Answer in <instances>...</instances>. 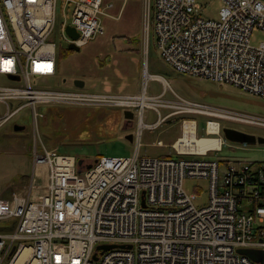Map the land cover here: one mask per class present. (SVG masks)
I'll list each match as a JSON object with an SVG mask.
<instances>
[{
	"label": "built area",
	"instance_id": "built-area-1",
	"mask_svg": "<svg viewBox=\"0 0 264 264\" xmlns=\"http://www.w3.org/2000/svg\"><path fill=\"white\" fill-rule=\"evenodd\" d=\"M151 1L154 43L165 63L264 100V41L250 42L254 30L264 31L261 0H220L216 19L203 17L195 0ZM57 2L0 0V128L21 109L36 119L40 105L66 104L129 110L139 133L179 116L181 133L170 146L174 156L140 155L137 137L132 156L101 154L83 160L80 170L74 155L35 153L34 166L46 170L44 190L35 199L0 197V222L10 221L0 229V264H264V163L208 158L228 141L223 127H264V116L189 100L146 71L144 77L162 83L160 93L148 94L145 84L139 94L43 87L57 73V46L80 48L102 34L99 15L113 6L60 0L64 21L56 38ZM146 32L149 38L148 22ZM146 109L156 120L144 121ZM199 119L205 136L197 135ZM191 136L217 142L199 151L191 148ZM187 177L208 181L204 205L193 204L200 186L191 194L183 189ZM240 249L262 254L253 259Z\"/></svg>",
	"mask_w": 264,
	"mask_h": 264
},
{
	"label": "rangeland",
	"instance_id": "rangeland-1",
	"mask_svg": "<svg viewBox=\"0 0 264 264\" xmlns=\"http://www.w3.org/2000/svg\"><path fill=\"white\" fill-rule=\"evenodd\" d=\"M195 1L201 4L203 17L218 18L220 0ZM261 1L264 3V0ZM107 3L113 6L105 9V14L99 15L103 33L94 35L78 51H72L66 56L60 55L57 46V73L46 79L43 87L71 88L72 81L80 78L85 82V88L91 91L139 94L145 84L148 94L160 93L162 83L158 79L144 77L146 71L148 74L162 76L173 91L189 100L264 116V100L258 96L230 84L176 72L161 59L154 43L151 0H104L103 5ZM60 7L58 0L54 25L56 38L64 21ZM147 22L149 38L145 37ZM260 41H264V31L254 30L250 37L251 44L256 45ZM61 46L66 47V44L62 42ZM40 107L37 109L42 112V117L34 119L29 110L24 108L0 128L2 198H8L13 193L26 196L30 191L44 190L46 170L43 167L36 168L33 164V155L44 149L74 155L77 159L86 161H92L101 154L126 157L134 154L138 137L140 155L171 153L174 156L170 146L181 133L179 116L168 118L155 128H143L139 133L137 117L134 115L131 120L125 119L120 108L66 104ZM156 118L157 114L153 110L144 111L146 123H151ZM15 124L24 128L15 131ZM229 125L264 137V127ZM128 134L132 135V140L126 138ZM197 135H206L200 119ZM157 140L163 145L158 146ZM208 155V158L215 160L239 159L264 163V143L249 145L227 141L220 151H212ZM195 186H200L201 190L196 193L193 204L202 206L208 198V181L187 177L182 182V187L188 194L195 191ZM9 223L10 221L0 222V229L4 230L3 226Z\"/></svg>",
	"mask_w": 264,
	"mask_h": 264
},
{
	"label": "water",
	"instance_id": "water-1",
	"mask_svg": "<svg viewBox=\"0 0 264 264\" xmlns=\"http://www.w3.org/2000/svg\"><path fill=\"white\" fill-rule=\"evenodd\" d=\"M65 32L67 33L68 36H70L71 38H76L77 37V32L75 31V29L70 26V25H66L65 27ZM69 50H73V51H78L79 47L76 46L74 43L70 42L67 44L66 46ZM13 77V76H12ZM16 78V77H14ZM72 84L74 87H78V88H82L84 85L83 80L79 79V78H75L72 81ZM122 115L125 119L127 120H131L133 118V113L129 110H123L122 111ZM24 128V126L21 125H17L15 124L13 126V130L18 131V130H22ZM222 134L225 137V139H227L228 141L231 142H236V143H243V144H263L264 143V137L262 136H255L246 132H243L237 128H232V127H223L222 128ZM126 138L129 140H132V135L128 134L126 135ZM83 160L82 159H77V165L79 167L78 170H80V168L83 166L82 165ZM91 164L88 163L86 164V167H90ZM114 245L110 244V245H98L96 248L97 249H107L110 247H113ZM242 253L247 254L248 256H250L251 258L255 259L258 258L260 254H262V252L260 250H252V249H240L239 250ZM94 259L96 258V256H93Z\"/></svg>",
	"mask_w": 264,
	"mask_h": 264
},
{
	"label": "bare ground",
	"instance_id": "bare-ground-1",
	"mask_svg": "<svg viewBox=\"0 0 264 264\" xmlns=\"http://www.w3.org/2000/svg\"><path fill=\"white\" fill-rule=\"evenodd\" d=\"M215 128V126L210 125V128ZM191 141L193 142L191 144V148H196L199 151H204L207 147L215 145L217 140L213 139V138H207V137H200V138H196V137H192L191 136ZM27 252V249L23 250V253Z\"/></svg>",
	"mask_w": 264,
	"mask_h": 264
},
{
	"label": "crops",
	"instance_id": "crops-1",
	"mask_svg": "<svg viewBox=\"0 0 264 264\" xmlns=\"http://www.w3.org/2000/svg\"><path fill=\"white\" fill-rule=\"evenodd\" d=\"M57 68H58V61H57ZM80 79V78H79ZM82 80V79H81ZM84 82V81H83ZM73 85V84H72ZM84 85H85V82H84ZM83 85V87L85 88V86ZM87 89V88H86ZM89 90V89H88ZM101 92H105V91H101ZM30 191V190H29ZM41 190L37 189L35 192H29L27 193V197L30 198V199H35L36 196L38 195L37 193H40Z\"/></svg>",
	"mask_w": 264,
	"mask_h": 264
},
{
	"label": "trees",
	"instance_id": "trees-1",
	"mask_svg": "<svg viewBox=\"0 0 264 264\" xmlns=\"http://www.w3.org/2000/svg\"><path fill=\"white\" fill-rule=\"evenodd\" d=\"M62 43H60L58 46H59V50H60V55L61 56H66L67 54H69L70 52H72L73 50H69L67 47H62L61 46ZM130 49V47H129ZM40 110H41V107H40Z\"/></svg>",
	"mask_w": 264,
	"mask_h": 264
}]
</instances>
